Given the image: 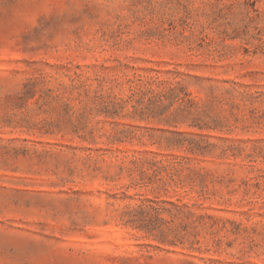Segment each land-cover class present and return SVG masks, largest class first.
Here are the masks:
<instances>
[{
    "label": "rangeland",
    "instance_id": "obj_1",
    "mask_svg": "<svg viewBox=\"0 0 264 264\" xmlns=\"http://www.w3.org/2000/svg\"><path fill=\"white\" fill-rule=\"evenodd\" d=\"M0 264H264V0H0Z\"/></svg>",
    "mask_w": 264,
    "mask_h": 264
}]
</instances>
